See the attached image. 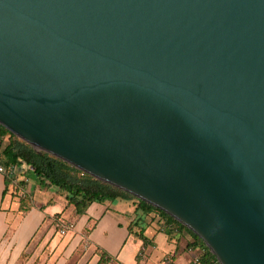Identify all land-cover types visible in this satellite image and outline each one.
<instances>
[{"label":"water","instance_id":"95a60500","mask_svg":"<svg viewBox=\"0 0 264 264\" xmlns=\"http://www.w3.org/2000/svg\"><path fill=\"white\" fill-rule=\"evenodd\" d=\"M0 124L264 264V0H0Z\"/></svg>","mask_w":264,"mask_h":264},{"label":"crops","instance_id":"0c3cea01","mask_svg":"<svg viewBox=\"0 0 264 264\" xmlns=\"http://www.w3.org/2000/svg\"><path fill=\"white\" fill-rule=\"evenodd\" d=\"M2 148L1 144L0 150ZM32 174V170L28 168L26 176L17 173L15 179L16 182L24 179L23 186L34 198L33 207L23 213L19 210L18 199L12 195V189L3 194L6 183L4 175L0 173V264H6L9 256L17 257L37 235H46L50 229L47 224L54 220L46 211L47 205L52 201L37 203L36 187L42 186L31 183ZM53 187V192H60L55 186L50 188ZM128 201L134 204L132 200ZM71 206L74 208V205ZM135 217V204L131 215L116 209L112 202L93 203L84 215L73 213L71 219H68L73 227L70 231L73 237L75 235L73 247L84 243L86 249L77 264H98L101 256L97 253V247L110 256L104 264H191L199 256L201 250L190 246L193 241L190 233L171 226V233L167 234L164 220L158 216L153 218L154 215L147 218V240L145 243L141 242L137 234L138 228L132 227L134 232H130ZM87 227H93L88 235L85 234ZM160 232L164 233V239L159 237Z\"/></svg>","mask_w":264,"mask_h":264},{"label":"trees","instance_id":"16d2710c","mask_svg":"<svg viewBox=\"0 0 264 264\" xmlns=\"http://www.w3.org/2000/svg\"><path fill=\"white\" fill-rule=\"evenodd\" d=\"M0 143L3 144V148L0 150V162L6 168V172L2 173L6 183L3 194H7L12 189V195L18 199L21 212L25 213L33 207L34 198L23 186L25 184L24 179L17 182L15 179H17V173L26 176L28 168H30L41 186L57 187L65 195L68 202L75 206L77 214H86L93 203L106 204L119 199L132 200L135 204L136 217L132 222L130 232L132 227L138 228V236L146 241L145 224L147 218L151 215H154L153 218L158 216L161 220H164L166 227L164 230L167 234L171 233V226L191 234L193 241L190 246L201 250L198 256L199 264H221L202 238L159 207L141 200L112 184L103 182L48 152L34 149L29 143L17 137L1 124ZM24 191L25 195L21 196L20 192ZM53 223H58L56 231H60L62 227H66L68 230L73 228L71 222L60 221L58 215L54 217ZM92 228L87 227L85 234L88 235ZM97 253L101 256L98 264H104L110 259V256L100 247H97Z\"/></svg>","mask_w":264,"mask_h":264},{"label":"rangeland","instance_id":"374dc122","mask_svg":"<svg viewBox=\"0 0 264 264\" xmlns=\"http://www.w3.org/2000/svg\"><path fill=\"white\" fill-rule=\"evenodd\" d=\"M31 183L40 185L33 174L31 175ZM36 188L37 191L34 193L37 203H41L44 200L52 201V203L47 205L46 211L53 217L57 214L60 217V221L66 222L69 218L71 219L73 213L77 215L75 206L74 208L71 206L64 194L63 196L60 192H53L54 187L42 186ZM113 204L116 206V209L125 213L132 215L134 212V204L131 201L119 199L113 202ZM47 225H50V229H48L46 235L42 237L37 235L17 257L9 256L6 264H77L86 252L84 243L74 248L73 238H75V235L73 237L72 231L66 230L65 234H62L61 230L56 231V224L53 223V220ZM159 237L164 239V233L160 232ZM139 240L145 243L144 239L140 237Z\"/></svg>","mask_w":264,"mask_h":264},{"label":"built area","instance_id":"2783aa9c","mask_svg":"<svg viewBox=\"0 0 264 264\" xmlns=\"http://www.w3.org/2000/svg\"><path fill=\"white\" fill-rule=\"evenodd\" d=\"M6 172V168L5 166L0 162V173H5ZM20 195H25V191L24 192H20ZM58 225V223L56 224V226ZM66 227H62L61 229V233L62 234H65L66 233ZM191 264H199V258L196 257L192 260V263Z\"/></svg>","mask_w":264,"mask_h":264}]
</instances>
